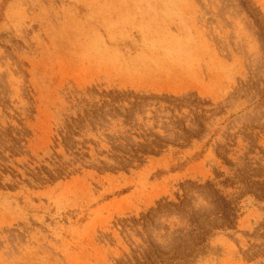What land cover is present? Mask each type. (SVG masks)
<instances>
[{"label":"rangeland","instance_id":"rangeland-1","mask_svg":"<svg viewBox=\"0 0 264 264\" xmlns=\"http://www.w3.org/2000/svg\"><path fill=\"white\" fill-rule=\"evenodd\" d=\"M0 264H264V0H0Z\"/></svg>","mask_w":264,"mask_h":264}]
</instances>
